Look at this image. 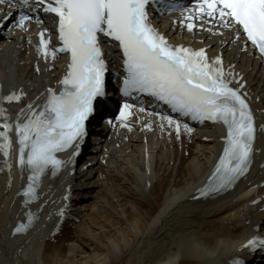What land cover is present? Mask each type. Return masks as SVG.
<instances>
[{"label":"bare ground","instance_id":"bare-ground-1","mask_svg":"<svg viewBox=\"0 0 264 264\" xmlns=\"http://www.w3.org/2000/svg\"><path fill=\"white\" fill-rule=\"evenodd\" d=\"M175 2L181 8L171 15L150 9L149 23L169 44L202 47L210 58L221 56L226 75L240 79L234 86L243 85L257 125L247 174L221 196L192 200V191L209 175L221 150V127L188 126L193 129L188 133L179 121L178 136L175 125L169 126L148 103L150 117L139 115L146 130L120 129L107 124L109 109L102 106L93 116L102 124L89 147L85 140L70 168L74 173L67 169L42 180L33 205L35 222L23 235H12L11 229L22 217L18 192L24 178L15 168L5 173L0 165V264H229L235 258L255 264L258 258L253 257L264 264V252L252 255L242 248L251 236H264V61L236 26L201 19L194 32L187 31L181 21L193 11L191 2ZM19 7L0 6V19L11 17L0 22V94H25L20 104L6 105L9 115L26 102L39 104L47 86L58 88L66 65L64 56L51 55L57 44L54 22L47 16L40 14L44 24H34L28 32L7 27L19 12L35 9ZM40 29L50 41L47 58L40 51ZM102 48L112 71H119L117 45L103 39ZM65 194L67 217L53 235L54 210Z\"/></svg>","mask_w":264,"mask_h":264},{"label":"snow or ice","instance_id":"snow-or-ice-1","mask_svg":"<svg viewBox=\"0 0 264 264\" xmlns=\"http://www.w3.org/2000/svg\"><path fill=\"white\" fill-rule=\"evenodd\" d=\"M25 8L35 5L36 11L54 14L58 18V33L62 47L51 52L70 53L67 75L62 80L63 91L52 90L42 111H30L26 122L15 124L19 143V165L27 166L32 175L23 195L35 199L40 176L51 166L58 169L62 152L85 135V122L94 112L95 104L105 97L107 66L102 52L103 38L118 42L123 52V95L133 92L152 96L182 117L203 123L221 122L227 128L225 148L210 181L209 191H220L233 185L244 175L251 163L255 128L251 111L241 94L229 86L220 58L209 63L205 50L172 47L149 23L147 8L154 0H19ZM6 0H0L4 5ZM219 18L225 27L238 26L247 40L264 54V0H197L186 19ZM33 17L19 12L16 26L24 29ZM11 19L5 16L4 21ZM39 22V21H38ZM2 26V25H0ZM188 30L194 27L187 24ZM239 38V37H237ZM48 40L40 33V51L47 58ZM231 75V73H228ZM8 102L19 101L15 93L4 97ZM134 106L124 103L119 113L121 126ZM29 110L32 105H28ZM140 111H145L140 108ZM4 112L0 109V115ZM169 126L180 122L161 115ZM111 123V121H109ZM8 123L0 124V150L7 157L11 148ZM188 133L192 128L184 124ZM214 182V186L213 185ZM67 199V197H65ZM32 222L29 216V225ZM25 226L17 227L16 232ZM264 247V239L254 238L246 247ZM240 264V261H236Z\"/></svg>","mask_w":264,"mask_h":264},{"label":"rangeland","instance_id":"rangeland-1","mask_svg":"<svg viewBox=\"0 0 264 264\" xmlns=\"http://www.w3.org/2000/svg\"><path fill=\"white\" fill-rule=\"evenodd\" d=\"M187 156H188V155L185 154V157H187ZM112 193H113L114 196H116V195L118 194L117 191H114V192H112ZM107 198L110 199V202L112 201V203L114 204V201L112 200V198H109L108 196H107Z\"/></svg>","mask_w":264,"mask_h":264}]
</instances>
